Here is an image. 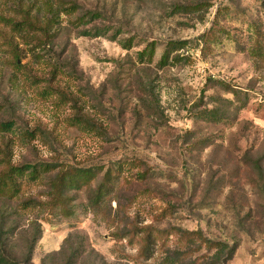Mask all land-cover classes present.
<instances>
[{
    "label": "rangeland",
    "instance_id": "1",
    "mask_svg": "<svg viewBox=\"0 0 264 264\" xmlns=\"http://www.w3.org/2000/svg\"><path fill=\"white\" fill-rule=\"evenodd\" d=\"M17 1L0 0V13ZM61 1L78 11L61 15L44 59L21 46L38 81L12 70L0 35V123L12 122L0 146L8 142L15 165L68 163L99 177L66 193L71 217L45 205L55 172L0 198L1 255L17 264H163L164 241L179 257L176 238L145 248L143 237L177 227L236 243L226 264H264V0ZM88 12L98 19L77 25ZM0 29L8 30L1 20ZM170 40L188 41L184 59L161 67ZM149 42L156 55L142 63ZM70 96L88 124H74Z\"/></svg>",
    "mask_w": 264,
    "mask_h": 264
},
{
    "label": "trees",
    "instance_id": "2",
    "mask_svg": "<svg viewBox=\"0 0 264 264\" xmlns=\"http://www.w3.org/2000/svg\"><path fill=\"white\" fill-rule=\"evenodd\" d=\"M201 8L202 4L184 7V9L191 12L200 11ZM77 11L78 7L76 4H68L61 0H18L12 8L11 15L4 16L0 13V20L8 28V30L0 29V35L9 45V53L11 54L10 65L12 70L17 73H24L38 81L39 77L33 72L31 73L28 66L22 65L20 62L24 57L21 46L23 45L29 52H32L33 57L44 59L42 53L48 51L49 47L55 43L58 37L61 28V15L65 14L67 16H72L75 15ZM98 15L99 14L96 12H88L81 17L78 16L76 18V22H78L77 25H88L90 21L98 19ZM86 34H92V31H86ZM127 43L128 45H123V48L131 49L132 40L127 41ZM187 45V40L168 41L161 54L159 66L164 67L170 62L175 63L182 61L184 57L181 55L180 51L186 48ZM258 54L260 57L264 58V51L259 50ZM155 55V42L147 43L145 48L137 53L138 60L142 63H144L145 60L152 62ZM45 61L47 60L45 59ZM51 64V72H60L56 63L52 61ZM71 69V72L77 75L73 66ZM51 86L50 84L49 88L53 87ZM59 94L61 100L62 97L67 98L66 92L61 90ZM69 102L72 103L76 114L74 124H88V118L85 117L78 101L70 96ZM11 127L12 122L0 123L1 129ZM11 153L12 151L9 148L8 142H4L3 146H0V198L13 199L19 197V194L29 186L30 182L42 181L47 173L55 172V175L48 181L50 188L48 194L52 198L45 203V205L49 206L51 210L62 208L63 211L61 212L65 217H71L73 215V211L69 210V204L73 198L66 195V193L79 190L84 185L89 184L99 177L98 173L100 171L75 167L68 163L51 165L27 163L24 165H15L12 163ZM110 173V170L107 171L102 178L101 185L94 198L97 204L101 203L110 191ZM30 202L31 201L27 202L28 205H30ZM164 235L166 239L170 237L176 238L177 246H179L177 250L180 254L179 257L171 260L170 252L172 246L170 243L167 244L164 241L161 245L165 253L163 264H226L234 257L238 249L236 243L230 244L221 240H212L206 237L202 230L188 231L177 227H172L164 231L155 230L148 233L147 236L143 237V240L146 242L145 248L149 247L152 238L159 240ZM193 248H195V250H193ZM202 250L206 253L193 261L187 262L188 258L191 257L193 253H199ZM79 252L80 248L74 250L69 257V262L75 259ZM30 257L31 254L28 258ZM0 264H17V262L6 259L0 252Z\"/></svg>",
    "mask_w": 264,
    "mask_h": 264
}]
</instances>
